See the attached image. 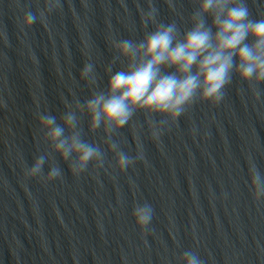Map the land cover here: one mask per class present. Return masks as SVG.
Listing matches in <instances>:
<instances>
[{
    "label": "clouds",
    "instance_id": "9594fccd",
    "mask_svg": "<svg viewBox=\"0 0 264 264\" xmlns=\"http://www.w3.org/2000/svg\"><path fill=\"white\" fill-rule=\"evenodd\" d=\"M199 8L191 19L193 27L179 38L175 23L159 24L155 31L148 33L139 43L131 40L114 41L113 46L120 57L127 59L126 70L111 75L107 84V93L97 92L81 105L90 115V128L95 130L106 122L111 132L117 131L128 123L137 109L146 113H157L176 120L194 100L198 98L219 103L224 97L225 87L232 81L235 71L242 81L256 91V85L264 82V19L254 20L244 0H198ZM56 5L49 4L51 11ZM44 17V12H40ZM152 18L153 13L150 12ZM211 16V25L204 18ZM35 22L31 12L25 13L23 27H30ZM213 28L216 31L213 33ZM251 37L253 43H246ZM238 61V63H237ZM174 68L175 72L164 74L162 68ZM195 68V72H193ZM109 71L111 69L109 68ZM81 77L96 83L93 65L85 64ZM257 98L259 93L256 92ZM71 108V105H66ZM63 127L57 124L52 115L39 114V125L46 138L68 160L77 154L75 163L70 164L74 175L84 171L91 161L103 164V155L97 146L84 142L80 133L73 131L65 135V128L75 129V112L67 111L63 117ZM161 123H166L162 121ZM153 136L157 133L154 131ZM111 148L118 146L112 143ZM117 165L125 170L134 163L133 158L122 151H117ZM142 158V157H141ZM45 157H38L33 166L26 169V177L42 175ZM251 187L258 197L264 193V178L256 164L249 159ZM58 167H52L45 181L61 176ZM136 223L146 228L152 219L150 205L137 207L134 211ZM187 264H203L195 253L186 251Z\"/></svg>",
    "mask_w": 264,
    "mask_h": 264
},
{
    "label": "water",
    "instance_id": "95a60500",
    "mask_svg": "<svg viewBox=\"0 0 264 264\" xmlns=\"http://www.w3.org/2000/svg\"><path fill=\"white\" fill-rule=\"evenodd\" d=\"M0 264H91L0 241Z\"/></svg>",
    "mask_w": 264,
    "mask_h": 264
}]
</instances>
